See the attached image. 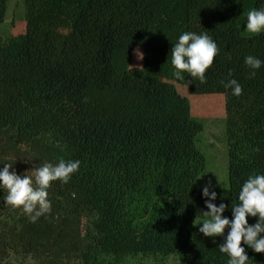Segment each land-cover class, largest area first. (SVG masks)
Wrapping results in <instances>:
<instances>
[{"label":"trees","instance_id":"obj_1","mask_svg":"<svg viewBox=\"0 0 264 264\" xmlns=\"http://www.w3.org/2000/svg\"><path fill=\"white\" fill-rule=\"evenodd\" d=\"M9 1L0 0V24ZM23 1V17L0 34V163L18 175L81 163L67 183L51 182V210L35 222L0 191V264H122L138 255L227 264L194 223L207 209L195 186L202 125L189 96L223 95L228 185L213 190L231 218L243 182L264 174V66L250 77L244 63L264 61V32L243 29L264 0ZM186 31L206 32L219 49L203 84L172 75L171 47ZM228 79L241 95L224 87ZM242 246L247 264H264V253Z\"/></svg>","mask_w":264,"mask_h":264},{"label":"clouds","instance_id":"obj_2","mask_svg":"<svg viewBox=\"0 0 264 264\" xmlns=\"http://www.w3.org/2000/svg\"><path fill=\"white\" fill-rule=\"evenodd\" d=\"M244 27L249 34L264 32V7L250 10ZM218 51L217 44L206 32H183L171 47L172 75L184 80L183 74L187 73L192 79L205 83L206 70L212 65ZM244 63L250 69V77L264 66V61L252 55L246 56ZM224 87L230 88L232 95L242 93V86L235 79H228ZM80 163L79 160L60 159L55 164L44 163L32 169L31 175H18L12 163H0L3 165L0 167V191L6 192L3 200L5 206L21 209L35 222L51 210V202L47 199L51 182L58 180L67 183L72 174L78 171ZM213 189L211 180L201 186V196L207 210L201 211L204 219L198 231L204 237H223V242L217 248L228 257L227 264H247L249 257L242 244L255 253H264V174L253 173L243 182L238 202L230 207L231 218L222 215L228 205L221 202L217 206L214 203L217 193ZM247 217H256V222L250 225Z\"/></svg>","mask_w":264,"mask_h":264},{"label":"rangeland","instance_id":"obj_3","mask_svg":"<svg viewBox=\"0 0 264 264\" xmlns=\"http://www.w3.org/2000/svg\"><path fill=\"white\" fill-rule=\"evenodd\" d=\"M23 0H10L7 5L3 22L0 24V34L5 37L11 31V23L20 20L24 14ZM243 29L246 31L245 27ZM141 51L135 49L132 63L139 65ZM179 85V84H178ZM184 86V85H183ZM180 93L187 94L185 87L177 86ZM191 115L198 120L202 129L196 137V147L204 155V168L195 181V186L201 188L211 180L214 188H224L228 185V157L226 118L224 111V99L220 93L194 94L189 96ZM204 218L194 219V223L200 227ZM227 233V229L225 234ZM214 246L223 242V237H212ZM13 264H35L30 258L14 259ZM122 264H178L175 256L138 255L127 256Z\"/></svg>","mask_w":264,"mask_h":264}]
</instances>
